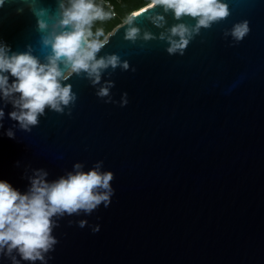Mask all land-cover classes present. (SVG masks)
I'll return each instance as SVG.
<instances>
[{
	"label": "water",
	"instance_id": "water-1",
	"mask_svg": "<svg viewBox=\"0 0 264 264\" xmlns=\"http://www.w3.org/2000/svg\"><path fill=\"white\" fill-rule=\"evenodd\" d=\"M227 2L230 16L201 28L183 55L158 38L132 44L120 24L97 55L117 53L129 68L109 67L97 85L74 75L66 83L75 105L46 109L31 131L0 99V179L26 192L35 169L52 181L76 162L87 171L102 161L101 171L114 174L108 207L54 217L58 243L47 264H264V0ZM59 3L5 0L0 45L43 61L47 31L34 9L54 14ZM137 19L156 37L164 30ZM244 20L250 32L238 42L231 29ZM107 81L109 95L98 97Z\"/></svg>",
	"mask_w": 264,
	"mask_h": 264
},
{
	"label": "clouds",
	"instance_id": "clouds-1",
	"mask_svg": "<svg viewBox=\"0 0 264 264\" xmlns=\"http://www.w3.org/2000/svg\"><path fill=\"white\" fill-rule=\"evenodd\" d=\"M4 3L5 0H0V6ZM158 8L160 10H156ZM34 11L39 29L47 31L42 38L46 50L44 60L31 51L10 55V46L0 45V99L12 104L13 110L8 116L25 131L39 124L46 109L63 113L65 106L75 105L77 93L71 83H66L74 75L97 85L101 83L102 72L109 67L113 70L117 66L129 68L128 61L122 60L117 53L97 55L109 43L112 33L106 34L103 27L93 31L92 26L98 20L113 17V11L94 0H68L67 4L60 0L54 14L44 7ZM166 14L178 22L165 27ZM230 14L227 0H146L142 7L129 12L123 19V37L132 44L158 38L167 41L169 54L183 55L201 28H211ZM142 15L154 26L164 29L158 37L139 27L137 18ZM249 32V22L244 20L233 24L230 34L239 42ZM112 85L111 81L105 82L96 95L108 96ZM68 114L71 115L70 108ZM4 117L5 111L0 108V129ZM3 135L15 139L11 129L5 130ZM101 164L102 161L97 162L85 171L84 164L76 162L71 171L52 181L46 179L47 171L35 169L26 192H21L7 179H0V257H10L12 264H21V260L33 264L39 260L47 264V254L54 251L58 243L52 234L58 223L54 217L81 210L90 214L101 202L105 207L111 203L110 197L115 190L110 181L114 174L101 171ZM85 223L80 221L79 226ZM94 231H99V226ZM14 250L20 259L13 255Z\"/></svg>",
	"mask_w": 264,
	"mask_h": 264
},
{
	"label": "trees",
	"instance_id": "trees-1",
	"mask_svg": "<svg viewBox=\"0 0 264 264\" xmlns=\"http://www.w3.org/2000/svg\"><path fill=\"white\" fill-rule=\"evenodd\" d=\"M67 2L68 0H65L64 3L67 4ZM94 2L101 4L106 10H111L107 3L114 6L115 11L111 10L115 13L113 17L105 21L98 20L92 26L93 31H95L97 27H103L107 34L122 24L123 19L129 12L142 7L143 4L146 3V0H94Z\"/></svg>",
	"mask_w": 264,
	"mask_h": 264
},
{
	"label": "built area",
	"instance_id": "built-area-1",
	"mask_svg": "<svg viewBox=\"0 0 264 264\" xmlns=\"http://www.w3.org/2000/svg\"><path fill=\"white\" fill-rule=\"evenodd\" d=\"M107 5L110 7L111 10L115 11L113 5H111L110 3H107Z\"/></svg>",
	"mask_w": 264,
	"mask_h": 264
}]
</instances>
